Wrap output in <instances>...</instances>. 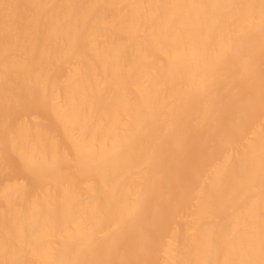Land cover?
<instances>
[{
    "label": "bare ground",
    "instance_id": "1",
    "mask_svg": "<svg viewBox=\"0 0 264 264\" xmlns=\"http://www.w3.org/2000/svg\"><path fill=\"white\" fill-rule=\"evenodd\" d=\"M0 264H264V0H0Z\"/></svg>",
    "mask_w": 264,
    "mask_h": 264
}]
</instances>
